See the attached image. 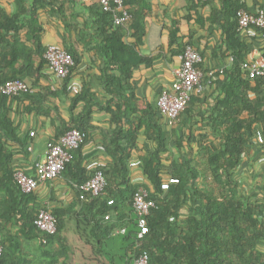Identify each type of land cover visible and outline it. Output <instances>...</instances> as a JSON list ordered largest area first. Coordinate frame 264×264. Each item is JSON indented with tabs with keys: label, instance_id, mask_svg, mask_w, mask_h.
I'll return each mask as SVG.
<instances>
[{
	"label": "trees",
	"instance_id": "trees-1",
	"mask_svg": "<svg viewBox=\"0 0 264 264\" xmlns=\"http://www.w3.org/2000/svg\"><path fill=\"white\" fill-rule=\"evenodd\" d=\"M191 1L190 13H198L202 2H210ZM136 2L124 0L131 17L121 25L115 24V13L105 10L101 2L98 9L99 36L103 44L97 49L103 52L105 89L112 99L101 104L90 84H83L71 96L70 118L61 122L56 137L50 140L57 141L71 129L83 134L79 149L59 176L68 179L76 190L72 207L82 205L77 213L76 238H70L65 230L71 208L46 207L36 191H22L15 179V172L19 170L15 167L19 151L15 144L24 146L26 140L22 141L20 127L11 117V112L15 111L46 116L52 112L45 103L49 96L57 93L51 85H40L41 79L47 78L49 63L44 56L48 46L42 41L45 29L39 22V10L51 9L62 14L63 2L38 0L29 8L19 4V10L9 14L0 0V87L9 80L33 79L27 91L12 99L0 92V241L3 246L0 264H132L134 258L143 253L149 255L150 264H264V199L251 201L241 194L240 181L236 177L248 142L242 128L251 131L255 122L264 124V92L261 89L264 76L252 78L245 69L244 63L252 60L254 44L238 30L240 9L253 11L243 0H220V7L212 8L209 20L219 23L225 34L219 48L225 45L223 54L232 58L231 64L223 70L225 98L219 99L214 108L223 106L226 118L220 120V116H216L217 126L213 129V132L221 130L223 140L220 143L200 142L195 150L186 133L177 136L172 145L164 136L165 117L159 108L145 106L134 93L128 94L134 68L149 62L148 57L124 40V30L128 26L135 28L138 42L145 32L138 24L141 16L132 11ZM259 9L264 10V0ZM27 14L30 16L28 39L33 49L19 39V31L24 26L22 20ZM179 23L175 22L171 28L170 45L178 41ZM65 27L70 33L77 30L74 21L65 23ZM261 34L264 36V31ZM179 46L183 52L186 44ZM66 47L75 60L63 84V92L70 95L73 72L80 63L81 54L74 45ZM262 54L264 56V47ZM202 64L203 61L200 68ZM109 70H118L120 74L115 76ZM251 90L257 92L256 101L249 98ZM198 96L199 93H193L181 116L199 101ZM14 101L18 104L16 108ZM240 103L249 111L248 119L239 118L240 110L235 105ZM80 104L83 107L74 112ZM95 107L107 110L117 126L110 141H105L112 161L96 169H101L107 178L105 192L101 196L88 195L85 199L82 185L91 173L82 165L80 150L91 136ZM224 109L219 112L225 114ZM124 123L131 126L129 130L125 131ZM141 131L154 144L141 153V161L143 173L153 186L148 197L156 206L148 216L149 233L140 245L134 199L141 184L131 178L130 159ZM173 131L176 133L175 129ZM219 137L216 134V138ZM170 177L179 181L164 189L162 183ZM42 209L49 210L56 219L57 231L53 234L40 230L35 224ZM122 226L125 231L114 236L113 232Z\"/></svg>",
	"mask_w": 264,
	"mask_h": 264
},
{
	"label": "crops",
	"instance_id": "crops-1",
	"mask_svg": "<svg viewBox=\"0 0 264 264\" xmlns=\"http://www.w3.org/2000/svg\"><path fill=\"white\" fill-rule=\"evenodd\" d=\"M35 1L38 0H22L23 3H19L17 0H1V5L7 13L14 14L19 10V4L29 8ZM243 1L253 12L257 11L263 2V0ZM62 2L64 6L62 14L53 12L51 9H40L39 22L45 29L42 40L44 46L57 44L68 50L66 45H74L81 54L80 63L73 72L70 95L63 92L65 78H59L49 66L46 70L47 78L41 79L40 85H51L52 90L57 93V95L49 96L45 103L52 110L51 114L46 116L36 113L11 112L15 124L20 127L22 141L26 140L24 146L15 144L19 150L15 156V167L30 176L35 175L37 164L46 159L47 144L56 137L61 122L70 118L72 114L71 96L75 95L83 84H90L91 90L96 94V98L101 104H106L112 99L105 89L106 78L102 71L106 65L103 52L97 49L103 44L102 37L99 36L100 22L97 16L100 0H62ZM191 4H193L191 0H137L132 11L136 12L138 17L141 16V23L138 21V24L144 27L145 32L141 37V42H138L135 37V28L133 25L128 26L124 30V40L133 44L142 56L149 58L148 63H141L134 68L131 80L132 88L128 90V94L134 93L137 100L144 102L145 106L149 104L155 109L158 107L159 95L163 90L172 88L176 72L181 66L184 51H180L179 44L192 45L202 53L201 70L204 74L201 83L202 89L196 92L199 93V101H196L194 106H190V111L186 110L175 125L170 126L167 119L163 118L166 125L164 136L172 145H175L177 136L181 137L183 133H186L194 149L197 150L200 142L204 144L211 141L220 143L223 140L221 130L213 132V129L217 126L216 116L219 115L220 120L226 118L225 109L223 106H219L217 110L214 108L219 99L225 98V93L222 90L225 78L223 70L231 64L232 58L223 54L226 50L225 45H222V49L219 48L225 38L221 25L209 20L213 6L220 7V0L202 2L199 5L198 13H190L188 6ZM29 20V14L24 15L22 20L24 26L19 31V39L33 49L34 46L28 39L27 24ZM71 21L75 22L77 29L72 33L65 27V23ZM175 22H180L178 41L170 45L171 28ZM253 44L254 48L250 57L256 58L262 54L264 36L260 33L253 39ZM108 72L115 76L120 74L118 70H109ZM25 82L31 86L33 79H28ZM261 89L264 92V87ZM249 98L256 101L257 92L249 91ZM27 103L28 101L25 104ZM13 105L16 108L17 101H14ZM82 107L83 104H80L74 112H79ZM235 107L240 110L239 118H249L250 113L243 108L242 103ZM223 109L225 114L219 112ZM228 109L230 108L228 107ZM94 110L91 136L80 150L82 165L91 174L97 168L111 163L112 156L105 148V141H110V136L117 126L107 110L98 109V107H95ZM135 117L137 116L135 115ZM123 127L126 131L131 126L124 123ZM173 129L176 130V133ZM32 132L34 135H31ZM242 132L245 133L248 142L236 177L240 181L241 194L247 196L251 201H262L264 199V124L255 122L251 131L243 127ZM216 134L220 135L219 139L216 138ZM185 143H187V139ZM153 145V142L147 139L144 131H141L138 145L133 150L130 159L131 178L134 182L141 184V189L147 193L153 189V186L143 173L141 153L146 147H153ZM36 193L40 201L50 209L55 207L71 208L65 231L70 238H76L77 213L82 205L72 207L77 194L68 179L58 177L43 183ZM124 229V226L116 229L113 235L123 233Z\"/></svg>",
	"mask_w": 264,
	"mask_h": 264
},
{
	"label": "built area",
	"instance_id": "built-area-1",
	"mask_svg": "<svg viewBox=\"0 0 264 264\" xmlns=\"http://www.w3.org/2000/svg\"><path fill=\"white\" fill-rule=\"evenodd\" d=\"M101 5L107 11L115 13V24L121 25L127 22L131 13L124 5V0H100ZM238 30L246 39L253 40L261 31H264V10L259 9L256 13L247 9H240L238 13ZM50 68L59 78H66L75 64L72 53L66 48L51 44L45 52ZM203 61L201 53L192 45H187L182 54V63L176 72V79L170 90H163L158 98V108L167 119L170 126L175 125L187 108L194 92L202 89L203 72L200 63ZM250 77L264 76V56L260 54L251 61L244 63ZM29 85L23 80H9L0 87V92L13 98L21 92L27 91ZM34 135V132L31 133ZM83 134L78 129H71L63 134L57 141H49L47 144L46 159L37 164L34 176L28 175L23 170L15 172V179L24 192H34L43 183L58 178L65 170L67 164L73 159L79 149ZM179 179L170 177L162 183L164 189ZM107 187V178L101 169L94 170L91 176L83 183L84 198L88 195L101 196ZM110 202H113L110 200ZM134 205L137 210V237L139 244L149 233L148 216L156 202L148 197V193L141 189L136 193ZM109 218V216H107ZM37 228L53 234L57 231L56 219L47 209H42L35 219ZM125 231V229L123 230ZM141 241V242H140ZM3 246L0 241V254ZM150 257L143 253L134 258L132 264H150Z\"/></svg>",
	"mask_w": 264,
	"mask_h": 264
}]
</instances>
